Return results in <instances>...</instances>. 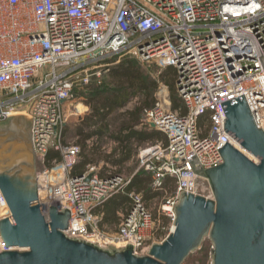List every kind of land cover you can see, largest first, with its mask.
I'll return each mask as SVG.
<instances>
[{
	"label": "built area",
	"instance_id": "2783aa9c",
	"mask_svg": "<svg viewBox=\"0 0 264 264\" xmlns=\"http://www.w3.org/2000/svg\"><path fill=\"white\" fill-rule=\"evenodd\" d=\"M172 68L183 106L173 109L159 90L143 122L166 141L138 151L152 189L175 191L158 213L131 180L91 166L75 175L81 148L67 144L63 129L77 90L101 84L116 58ZM264 0H0V120L33 117L39 196L71 212L66 234L101 247L135 246L146 255L175 230L182 193L212 197L208 182L191 166L221 165L227 143L249 155L225 131L222 104L244 95L253 120L264 130ZM72 116V115H71ZM52 151L60 160L48 161ZM130 205L115 232L102 224V210L118 195ZM53 201V202H52ZM52 202L51 204H48ZM11 216L0 190V221ZM8 251L0 238V252Z\"/></svg>",
	"mask_w": 264,
	"mask_h": 264
},
{
	"label": "water",
	"instance_id": "95a60500",
	"mask_svg": "<svg viewBox=\"0 0 264 264\" xmlns=\"http://www.w3.org/2000/svg\"><path fill=\"white\" fill-rule=\"evenodd\" d=\"M260 61L264 69V57ZM222 107L225 131L256 161L227 143L218 150L221 165L206 170L198 160L191 162L212 197L182 193L174 232L146 255L136 254L132 245L101 247L68 236V209L49 206L47 221L39 196L34 113L1 119L0 190L11 216L0 221L8 249L0 252V264H185L206 241L212 244V264H264V130L256 126L244 95Z\"/></svg>",
	"mask_w": 264,
	"mask_h": 264
},
{
	"label": "rangeland",
	"instance_id": "374dc122",
	"mask_svg": "<svg viewBox=\"0 0 264 264\" xmlns=\"http://www.w3.org/2000/svg\"><path fill=\"white\" fill-rule=\"evenodd\" d=\"M117 59V60H116ZM113 63H111L110 67L108 68V72L103 76L101 84L97 85H102L104 89H108L107 91L112 93L110 95H105L103 96L104 99L107 96H115L117 94L123 93L126 89V86L129 85V79L126 77H113L110 73V70L113 69L114 67L116 68L118 65H120L121 61L124 59H130L133 60L136 69L141 73L142 76V81L150 85L151 83H155L157 86L156 88L150 87L146 89L144 92L137 93L136 97H131L128 101V103L121 108H116L113 110H110V114L107 118L108 123L110 124V127L108 129V132L101 138L98 136H94L93 139L90 140V144L88 145V150L86 153H84V156L90 157L93 159L94 164L93 166L97 167L100 169V172L102 174H109V173H115L116 170L109 168L108 166H111L116 163H121V167L117 168L118 172H121L124 176L125 179L127 180H133V178L139 174H141L143 171L140 169V164L138 160V151L141 147L146 146L147 144H144L142 146L133 145L129 148H122V146L118 142H114L109 135L118 133L119 129L123 124L129 123L132 118H130V113H135L138 109L143 108V112L141 115V121H143V115L144 111L148 109L149 107H153L157 101V95L159 90H162L165 95H167L169 102L171 103L173 107L174 101L178 102L180 106H182L179 100V96L177 94L176 90V72L172 68H166L163 69L159 67L155 63H143L136 59L135 57L131 55H127L121 58H116ZM123 84V85H121ZM120 86H123L121 88ZM82 99L85 101L87 98L82 97ZM152 102V103H151ZM101 108V113H108V108L107 105L104 108L103 102H98ZM151 103V106H147L148 104ZM79 102L75 101L73 99L70 103V110H69V118L67 121V127L68 128V134H65L66 138V143L67 144H76L78 145V142L80 143L82 140L79 138H74L71 137L72 134H76L77 130L80 127H84L86 123H88L93 109H90V113H82V108L77 109ZM72 115V116H71ZM84 119V120H83ZM83 120V121H82ZM143 129L142 131L148 132V133H154L152 130L149 129L148 126L142 125L139 126V129ZM85 131L87 133H92L93 131H98L97 128H85ZM155 131V130H153ZM159 133L161 136L160 141H166V138L163 134L160 132ZM64 137V138H65ZM80 146V145H79ZM93 151V152H92ZM83 153V151L81 150ZM129 153H132V158L131 160H124L125 156ZM251 159L256 161V159L251 156L250 154L248 155ZM106 158V159H105ZM108 160L109 165H106L104 163L100 164L99 162ZM119 161V162H118ZM39 171V169H38ZM152 186V179L150 180L149 184H145V188L142 191H137L134 190L133 192H139L142 193L143 195L146 194L147 190H149ZM175 191V182L173 184L169 185L167 187L166 191L164 192H159V195L151 199L147 204L149 209H151L154 213H158L160 207L162 204L173 194ZM129 193V192H128ZM124 195V194H123ZM127 198L130 203V198L127 195ZM124 215V213H123ZM120 224V222H119ZM119 226V225H118ZM118 228V227H117ZM114 232V231H113ZM211 251H212V244L209 241H206L202 247V249L190 256V258L185 262V264H212V257H211Z\"/></svg>",
	"mask_w": 264,
	"mask_h": 264
},
{
	"label": "trees",
	"instance_id": "16d2710c",
	"mask_svg": "<svg viewBox=\"0 0 264 264\" xmlns=\"http://www.w3.org/2000/svg\"><path fill=\"white\" fill-rule=\"evenodd\" d=\"M120 63L121 64L118 65L116 68L114 67L113 69H111L110 73L113 77H126L129 79V85L126 86V88L128 89H126L123 93L117 94L112 97L107 96L105 97L106 99H104L103 96L110 95L112 93L108 92V89H104L105 87L103 88V84L97 85L95 83L85 90L76 91L77 95H79L81 98H87V100H85V103L91 108V110L93 109L92 115L88 123H86L84 127L90 129H98V131H93L92 133H87L84 127H80L78 129V134L80 136L79 140H82L80 143L78 142V144L80 145L79 147L83 151V153L81 152L80 157L82 158V162L83 164L85 163V165L89 162L88 155L83 157L84 153H86V151L88 150L87 142L93 139L94 136H98L99 138H101L108 132L110 124L108 123L107 118L110 114V110L124 107L131 97H136L137 93L144 92L150 87L156 88L157 86L155 83H151L150 85H148L147 83L142 81L141 73L136 69V65L133 60L124 59ZM120 87L123 88V86ZM179 100L180 103H182L180 98ZM98 102H103L104 108L107 105L108 113H101V108ZM151 103L147 106H151ZM181 105L183 106V103ZM179 107H181L179 103L174 101L173 109H177ZM150 108L152 107H149L148 109ZM142 112L143 108L138 109L135 113H130V118H132L131 121L129 123L123 124L119 129L118 133L111 134L109 135V137L115 142H118L124 149L131 147L129 144L132 140H142L145 138L150 139V137L154 136L160 137L159 133H146L144 131L141 132L138 130L139 126H142L143 124L146 125L143 121H141ZM55 159L60 160V154L57 151H52L48 157V161L51 162ZM151 179L152 177L143 171L141 174L133 178L131 184L127 188V192L130 193L134 190L142 191L145 188V184L148 185ZM173 182V180H168L166 187H169V185L173 184ZM136 193L141 194L146 203H148L151 199L159 195V192L153 190L152 186L149 190H147L145 195L139 192ZM127 199V195L121 194L111 199L105 205L104 208L107 209L108 216L110 215L111 219L113 218L115 211L120 206H123L124 202Z\"/></svg>",
	"mask_w": 264,
	"mask_h": 264
},
{
	"label": "crops",
	"instance_id": "0c3cea01",
	"mask_svg": "<svg viewBox=\"0 0 264 264\" xmlns=\"http://www.w3.org/2000/svg\"><path fill=\"white\" fill-rule=\"evenodd\" d=\"M75 101H78L79 102V104H78V106H77V109H79L80 110V108H82V113H90V107L85 103V101L79 96V95H77L76 97H75ZM81 111V110H80ZM84 120V119H83ZM82 120V121H83ZM68 128L69 127H67V125L64 127V129H63V137H65V134L67 135L68 134ZM149 129L150 130H152V132H158L156 129H152L151 127H149ZM139 131H141V132H143L142 130V128L141 129H138ZM153 130H155V131H153ZM145 132V131H144ZM146 133H148V132H146ZM68 137V136H67ZM67 137H65L64 138V140L66 141V138ZM71 137H74V138H79L80 136H79V134H78V130H77V132H76V134L74 133V135L72 134V136ZM161 140V136L160 137H157V136H154V137H150V139H142V140H138V139H135V140H132L131 142H130V146H133V145H138V146H142V145H144V144H147V143H154V142H157V141H160ZM115 142V141H114ZM87 144H90V141H88L87 142ZM78 146H79V144H78ZM93 152V151H92ZM132 153H129V154H127L126 156H125V159L124 160H126V161H128V160H131V158H132ZM106 159V158H105ZM84 161V160H83ZM119 162V161H118ZM100 164H102V163H104V164H106V165H109L110 163L108 162V160H106V162L103 160V161H101L100 160V162H99ZM109 163V164H108ZM94 164H96L95 162H93V159H91L90 157H89V162H88V164H86L85 165V163L83 164V162H82V158L80 157V159H79V163H78V165H77V167L75 168V170H74V174L75 175H80V174H83V173H85V172H87V170H88V168L89 167H91V166H93ZM121 163H116V162H114V164L111 166V164H110V166H108L109 168L111 167V169H113V171H114V169L116 170V172L115 173H112V174H115V175H119V176H121V177H124L123 176V174L121 173V172H118L117 170V168H120L121 166ZM102 174V173H101ZM102 175H105V174H102ZM127 180V179H126ZM129 205H130V203H129V200L127 199L125 202H124V204H123V206H120L116 211H115V213H114V216H113V218L111 219L110 218V215L108 216V211H107V209L106 208H104L103 210H102V215H103V221H102V224L104 225V226H106L109 230H111V232H115L116 230H117V227H118V225H119V222H120V219H121V216L123 215V213L125 214L126 212H127V210L129 209Z\"/></svg>",
	"mask_w": 264,
	"mask_h": 264
},
{
	"label": "bare ground",
	"instance_id": "6f19581e",
	"mask_svg": "<svg viewBox=\"0 0 264 264\" xmlns=\"http://www.w3.org/2000/svg\"><path fill=\"white\" fill-rule=\"evenodd\" d=\"M53 202V201H52ZM52 202L48 203V204H51L52 205Z\"/></svg>",
	"mask_w": 264,
	"mask_h": 264
}]
</instances>
